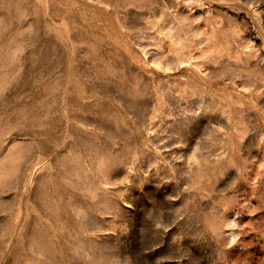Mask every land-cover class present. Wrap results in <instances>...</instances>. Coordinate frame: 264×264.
<instances>
[{
    "label": "rangeland",
    "instance_id": "374dc122",
    "mask_svg": "<svg viewBox=\"0 0 264 264\" xmlns=\"http://www.w3.org/2000/svg\"><path fill=\"white\" fill-rule=\"evenodd\" d=\"M0 264H264V0H0Z\"/></svg>",
    "mask_w": 264,
    "mask_h": 264
}]
</instances>
